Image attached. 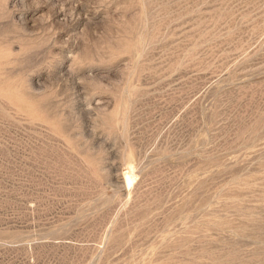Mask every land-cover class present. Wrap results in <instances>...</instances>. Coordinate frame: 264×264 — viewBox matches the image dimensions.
Here are the masks:
<instances>
[{"label":"rangeland","instance_id":"1","mask_svg":"<svg viewBox=\"0 0 264 264\" xmlns=\"http://www.w3.org/2000/svg\"><path fill=\"white\" fill-rule=\"evenodd\" d=\"M0 264H264V0H0Z\"/></svg>","mask_w":264,"mask_h":264}]
</instances>
